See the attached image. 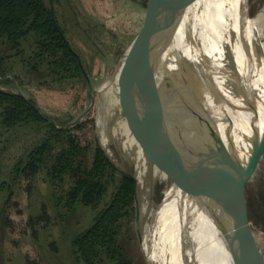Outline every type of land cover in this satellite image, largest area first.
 I'll use <instances>...</instances> for the list:
<instances>
[{"label": "rangeland", "instance_id": "374dc122", "mask_svg": "<svg viewBox=\"0 0 264 264\" xmlns=\"http://www.w3.org/2000/svg\"><path fill=\"white\" fill-rule=\"evenodd\" d=\"M233 1L226 0L224 10ZM182 2L54 0L52 6L58 24L79 57V64L84 68L83 76L62 78L46 64L32 69L36 63L32 59L36 51L34 36L23 41L24 58L30 61L31 66L25 64L22 58L15 57L13 51L4 48L5 54L10 56L4 62L9 74L0 78L1 90H21L58 126L73 123L70 125L73 127L79 124L80 127L74 133L82 143L97 140L119 170L136 178L135 210L129 221L123 220L121 223L119 239L133 264H149L143 244L152 257L151 250L154 252L157 242L151 225L152 214L163 201L165 192L175 184V176H180L183 161L188 160L187 173H193L198 161L209 152L201 146L195 148L203 120L194 110L193 100L199 97L192 93L193 83L182 72V68H188L193 73L207 74L206 71L196 69L207 65L204 43L207 29L204 18L209 7L201 3L198 12L178 21ZM249 19L257 22L264 44V0H246L244 20ZM189 25L192 28L187 32L181 31V28ZM177 30L180 32L177 33ZM184 35L191 36L190 43L182 46L183 51L180 53L168 56L172 47ZM138 37L137 52L152 57L148 73L144 74L140 67L133 73V96L143 106L168 101L164 112L168 114L171 111V123L176 131L172 136L168 130H161L150 143L142 136L140 141L135 140L133 129L127 127L129 106L118 101L125 97L120 92V86L111 83L104 87L113 80L122 60L134 49ZM61 74L63 76L67 73L63 69ZM8 79H13L15 83H8ZM254 80L264 82V72ZM181 90L182 98L177 97L179 93H175ZM187 92L191 95L188 96ZM229 108L226 98L222 111L223 131L228 124ZM1 112L0 107V264H74L71 245L73 238L89 228L96 214L108 205L114 186L108 187L96 206L81 202L69 213L64 202L57 204L56 195L66 196L71 182L66 179L55 188L45 168H40L32 175L26 165L28 154L43 139L47 127L30 121L6 127ZM82 114H85L84 117L77 122ZM149 120L145 118V122L150 123ZM263 129L264 109L240 117L228 142V149L236 152L238 158L245 162L254 132L261 133ZM141 145L145 148L147 161L142 174ZM176 151L180 156L179 165L172 156ZM21 160L26 161L17 168ZM23 168L25 171L21 172ZM246 173L247 181L243 185L240 184V177L231 186L228 202L231 212L250 233L260 261L264 264V144ZM177 187L186 190L185 186ZM156 252L154 255L158 261ZM102 264L116 263L106 257Z\"/></svg>", "mask_w": 264, "mask_h": 264}, {"label": "bare ground", "instance_id": "6f19581e", "mask_svg": "<svg viewBox=\"0 0 264 264\" xmlns=\"http://www.w3.org/2000/svg\"><path fill=\"white\" fill-rule=\"evenodd\" d=\"M201 3L204 7H209L204 18L207 29L204 42L207 65L196 70L206 71L207 74L193 73L188 68H182V72L193 83L192 93L199 97L193 100L194 110L203 120L195 148L201 146L209 152L200 159L185 191L173 184L165 192L163 201L154 210L151 218L152 230L157 238V249L154 248V252L151 250L152 257L144 244L143 249L150 264H261L256 248L241 226V220L233 215L228 204L221 209L206 198L191 195L192 188L205 176L221 142L228 145L237 120L264 109V82L254 80L264 72V54L259 55L257 51V45L264 51V44L257 22L254 19L244 20L246 0H234L226 10V0H183L178 21L198 12ZM189 26L180 30L187 32L192 28ZM180 30H177V33ZM190 41V35L182 36L168 56L183 51L182 46ZM142 57L131 49L122 60L113 80L104 87L111 83L120 86V92L125 94V97L119 98L118 101L129 106L127 127L133 129L135 140H138V130H141L149 142L156 139L161 130H168V134L172 136L176 131L171 123V111L168 114L164 112L168 101L159 105L143 106L133 96L134 69L140 66L145 71L148 67L146 63H140ZM175 93H179L177 97L182 98V90ZM187 93L188 96L191 95L190 92ZM226 98L230 111L227 116L228 124L223 131L222 111ZM145 118H150V123L145 122ZM139 150L142 155V174L147 161L141 147ZM172 156L176 162L178 152ZM217 219L218 224L215 223ZM156 250L158 261L155 259L156 254L154 255Z\"/></svg>", "mask_w": 264, "mask_h": 264}, {"label": "trees", "instance_id": "16d2710c", "mask_svg": "<svg viewBox=\"0 0 264 264\" xmlns=\"http://www.w3.org/2000/svg\"><path fill=\"white\" fill-rule=\"evenodd\" d=\"M54 0H0V78L9 74L4 66V48L24 58L23 41L30 36L36 38V51L33 56L36 69L41 64L51 67L62 78L83 76L84 68L79 57L66 39L58 24ZM53 7V6H52ZM67 73L61 76V71ZM83 74V75H82ZM8 83L14 84L13 79ZM0 107L3 125L14 127L30 121L47 127L43 139L17 168L26 161L32 175L45 168L49 180L55 188L66 179L71 182L67 195H56L57 204L65 203L69 213L79 203L96 206L113 185L114 192L108 205L100 210L93 224L77 234L72 240L74 264H102L107 257L116 264H133L120 244V229L123 220H130L137 196V187L131 175L119 170L96 140L82 143L74 130L80 125L58 126L43 114L36 103L21 96L17 91L0 89ZM60 146V147H59ZM25 169H21L24 172ZM55 196V195H54Z\"/></svg>", "mask_w": 264, "mask_h": 264}, {"label": "water", "instance_id": "95a60500", "mask_svg": "<svg viewBox=\"0 0 264 264\" xmlns=\"http://www.w3.org/2000/svg\"><path fill=\"white\" fill-rule=\"evenodd\" d=\"M51 9H52L51 12L53 13L52 5H51ZM139 40H140V37H138L134 43V52L143 56L140 59V63L144 62L148 65V67L146 68L145 71L143 70V68L138 66L141 68L142 72L145 74V73H148L150 70L151 65L148 62H149L151 57L149 58V56L137 52ZM257 51H258L259 55L264 54L263 48L261 46L257 45ZM135 70L136 69H134V71ZM134 71H133V73H134ZM133 73H132V80H133ZM87 80L89 82V79H87ZM133 90H134V81H133ZM92 91H93V89L90 90V92H92ZM18 93L21 96H24L23 93L21 92V90H18ZM84 115L85 114H82L81 116H79L77 118V122L80 121L84 117ZM72 124L73 123H69L68 125L70 126ZM140 133H141V130L140 131L138 130V140L139 141L141 140V138H140L141 136L143 137L144 140H146L144 135L142 133L141 134ZM150 142L151 141H149V142L147 141V143H150ZM263 144H264V129L261 133H259L258 131H255L252 142H251V148H250L249 156L247 157L246 161L243 162L242 160H240L238 158V156H237L238 154L236 152L230 151L228 149L227 145L224 144V142H221V145L217 149V152H216L215 156L213 157L205 176L203 177V179L198 184H196L192 188L191 195L206 198L213 205H215L221 209H223L226 204L229 205L228 196H229V191H230L231 186L233 185L235 180L237 178L239 179L240 177L242 180L240 183L241 185H243L247 181L246 180L247 175H245V174H248L246 172H248V170L250 169L252 164L255 162V159L258 156V152L260 151ZM140 147L143 150L144 155L146 156L144 146L141 145ZM183 163L184 164H183V168H182L180 176L179 177L177 175L175 176V185H177V186L181 185V186H183V187L185 186L187 188V186H188L189 182L191 181V178L193 177L196 169L193 173L188 174L187 170H186V163H188V160L186 159V162L183 161ZM198 163H199V161H198ZM198 163H197V166H198ZM176 164L177 165L180 164L179 153H178V158L176 160ZM131 179L134 181L135 184H137L135 177L131 176ZM236 218L239 220V218L237 216H236ZM138 221H139V215L137 213V222ZM218 222H219V220L217 219L215 221V223L218 224ZM241 226H242V224H241ZM242 228L244 229L243 226H242ZM245 231L250 237V233L247 230H245ZM140 239H142L141 236H140ZM250 240L252 241L251 237H250ZM253 245H254V243H253ZM254 247H255V245H254ZM146 258H147V261L149 262L147 255H146ZM149 264H150V262H149Z\"/></svg>", "mask_w": 264, "mask_h": 264}]
</instances>
